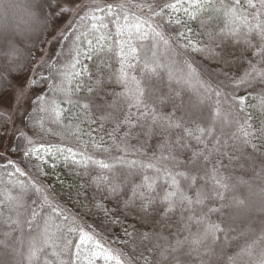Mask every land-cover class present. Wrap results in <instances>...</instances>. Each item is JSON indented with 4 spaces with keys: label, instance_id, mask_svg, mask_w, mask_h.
Here are the masks:
<instances>
[{
    "label": "snow or ice",
    "instance_id": "snow-or-ice-1",
    "mask_svg": "<svg viewBox=\"0 0 264 264\" xmlns=\"http://www.w3.org/2000/svg\"><path fill=\"white\" fill-rule=\"evenodd\" d=\"M129 3L142 12L145 10L151 12L152 17L159 18L160 21L166 22L169 26L178 25L185 30L177 31L173 38L170 34L165 33L163 23L153 26L151 17L142 19L139 16H134L135 22L129 23V11L124 4L118 6L109 4L106 9H90L84 16L80 17L81 26L89 20L100 21L101 23L99 25L95 22L92 23L89 31L100 33L101 28L108 29V23L103 22L105 17H98L95 14L97 11L104 12L105 10H107L109 17H112L110 22L116 25L117 36H122L125 29L128 30L129 40L119 42L115 52L119 67L106 77L108 81L114 80L116 84L120 85L122 91L111 93L112 98L105 105H94V97L91 94L99 95V90L105 82L104 78L98 76L93 81V74L88 72L87 68H83L82 72H87L88 79L92 81L85 84L78 79L80 73L74 70L81 64V56L91 60L94 53L99 55L105 51L112 52L113 49L111 46L105 47L104 44L100 43L110 39L106 34L100 33L97 38L99 47L94 49L93 41L87 39L88 33L81 32L80 35L76 36L72 47L66 53H61L67 59L63 63V71L58 73L60 81L59 83L48 84L49 91L53 93V96L37 94L35 111L44 115L37 118L34 113L30 117V119L35 120L33 127H38L41 131H51L50 128L46 127V122L50 121L61 127V131L57 132L56 135L63 138L65 134H68L79 140L82 135H90V133L83 131L80 123L85 121L89 124L97 123L96 119L92 118V109L97 107L110 109L100 117L101 121L116 120L117 114L123 111L125 113L124 118L117 127L129 125L143 129L146 126L145 123H141L143 120L147 124L145 135H151L156 127L166 132L175 131V139L171 137L166 139L161 145L160 154L153 153L147 161L126 160V148H120L119 150L124 155L107 156L105 159H93L91 155L81 152L79 155L83 159L79 162L90 161L98 166L101 172L95 180L98 189L103 186L109 193L118 194L128 188L130 196L123 201V205L125 208H138L143 213L141 219L145 222L150 216V209L157 202L156 196L153 195L157 193V182H163V186L166 187H164V194L159 200L166 206L163 215L168 217L177 209L181 212V226L177 229L176 239L173 243L163 232L140 234L142 240L155 239L157 241L156 247L162 249L160 256L163 260H168L171 256L175 264H181L179 257L175 254L184 251V255L189 258L195 255L199 264H264V221H262L258 236L255 229L248 228L230 238L228 233L236 231L234 228L230 225L227 228L222 227L221 223L211 220L212 214L223 216L226 209L238 210L235 213L229 212L227 214V219L231 221L240 218L242 214L245 216L252 212L264 214V187H261L262 195L259 202H256L251 199L252 184L249 180L240 176L236 178L235 183L229 184L228 181L231 178L221 173L222 168L231 166L234 160L241 157L252 161L250 169L254 171L256 167L255 156L246 154V149L251 148L253 153H257L260 145L264 144V89L255 96L251 92L239 97L235 95V91L241 86L247 90L254 83L264 85V0H176L175 3L163 4L159 7V11L153 10L154 0L152 3L148 0L132 3V0H129ZM114 7H118L123 12V24L120 23L119 18L113 17ZM166 10H171V12L166 13ZM62 11L69 12L71 9L64 7ZM178 11H183L187 20L180 18L174 20L171 13ZM196 20H199V26L202 30L198 33H194L189 26L190 21ZM217 22H222L223 26L214 27ZM145 26H147V30H145ZM149 32L152 33L151 37H149ZM188 33H193V36L197 38L195 43L192 42V37H189ZM133 34H138L137 39L141 41L139 46L132 43ZM81 36L87 40L90 49L87 53L80 50L83 43L80 39ZM221 36H232L238 40H243L247 47L252 50L251 54L254 56V59L247 60L248 66L243 70L242 75L229 77L233 85L232 92L223 91L220 85L214 88L205 78L203 69L194 66L195 61L179 59L181 54L176 51V47L185 50V52L188 49L200 53L212 51V45ZM200 37L206 38L209 42L205 48L198 47L201 42ZM61 38H65L63 33ZM149 39L151 40L150 44L142 43ZM254 40L256 43L253 42ZM181 41H186V43H181ZM227 62L225 61V63ZM40 66L48 68L50 72L56 68L54 64H49L44 60L40 61ZM104 67L110 68L111 65L105 64ZM97 71H101L99 66ZM49 79L50 77L42 76L38 72L35 73L34 78L26 82L27 89L22 88L19 91L17 104L22 105L28 99L29 89L40 85L42 81L47 83ZM165 80L169 86L172 83L182 85L192 92L196 99H190L186 103L181 97V92L176 91L175 99L168 97V99L173 100L172 111L169 113L159 111L157 105L165 103V97L158 94L159 85ZM154 81L156 83H153ZM81 89L90 95L83 101L80 98L74 99L73 97ZM212 95L216 97V101L211 109V115L205 116L200 106L204 104L206 98ZM249 100H254L256 103H247ZM65 105H71V108H65ZM225 105H227V109H225ZM76 108L80 111L74 113L72 109ZM133 109L139 112L135 125L132 124L131 120ZM248 109L253 111H248ZM178 111L182 112V115L177 116ZM241 113L243 116L240 115ZM73 121L77 123L73 124ZM200 121H207V125L205 126ZM190 124L194 127H190ZM217 125H220L219 135H217ZM233 126V131L227 134L224 132L225 127ZM20 136L26 145L25 157H30L40 151L35 147V141L24 131H20ZM109 136L114 139L112 133H109ZM221 137H225L223 142ZM92 142L96 150L101 153L107 154L111 151L110 147L105 146L103 137L98 142ZM192 142H195L197 147H193ZM210 143L211 148L209 147ZM40 148L44 149L49 158L57 153L63 154L65 152L73 158L77 155L71 148L57 147L55 153L51 147L45 148L43 144L40 145ZM227 149H231V152ZM165 150H167V154H165ZM177 151L189 152V158L187 160L181 159L176 154ZM233 153H239V155H233ZM213 154L226 158L229 162L228 166H225L221 159H217L210 169L206 168L205 166L210 163ZM37 159L46 162L40 156H37ZM63 159L67 161L68 156L64 155ZM198 161L201 162L203 174L201 171H191ZM117 165L125 166L129 171L118 172L116 171ZM181 166H183V170H181ZM52 167H55V164ZM9 168L12 171H7ZM36 168L38 174L44 175L39 164L36 165ZM133 169H136L137 172H132ZM0 170H3L4 174L9 177L15 176L17 173L21 176L25 175L12 160H7L5 164L0 165ZM148 170L152 171L151 176L147 174ZM262 174H264V164L260 165V171L256 172V176L264 178ZM133 175L141 177L139 183L132 179ZM198 180L202 183L198 184ZM8 183L11 187L0 189V217L4 215L5 208L10 206L9 210L16 212V218L9 215L3 222L9 224L10 228L11 225L20 227V209L25 208V201L30 192H35L41 194L42 199L36 208L29 207L27 211L31 219H27L26 223L31 228L32 222L40 217L43 220V229L39 234L30 232L27 237L24 236L23 229H21V237L14 242V244L20 245L19 249L10 245L7 239L0 240V247L6 250L0 253V264H17V257H23L26 264H53V261L44 258L43 254L46 248L53 249L51 255L56 258L57 264H74L72 257L79 260L80 245H75L76 250L73 252L71 240H67L59 252L55 250L60 246L53 242L52 236L55 233L50 234V229L55 226L57 231H63L59 225L54 223L58 217L62 216V212L58 211V206L52 204L47 195H43V189L38 187L35 182L25 184L19 179L15 182L9 180ZM244 186L249 190L248 196L237 194L239 189ZM227 192H232L234 195L228 199V202H225ZM216 202H218V206H214ZM32 203L37 204V201H32ZM96 206L103 210L105 215L108 214L109 210L102 203ZM46 208L48 214L45 217L41 213ZM185 213L187 215H184ZM63 220L67 221L68 217L63 216ZM73 225L75 226L67 228L69 233L79 229L75 219H73ZM164 227L171 228L172 225L165 224ZM14 230L11 229L3 235L6 238H11ZM79 231L80 244L91 241L95 245V250L91 252L88 258V264H94V261L100 257H103L105 261L116 260L117 264H124L119 256L112 254L92 235L83 229H79ZM124 232L126 236L132 235L127 228L124 229ZM180 232H186L188 235L181 239L179 238ZM160 241L164 243L161 244ZM221 241L223 242L221 243ZM25 244H27L26 251L23 250ZM229 248L233 251L230 252ZM61 253L67 259L62 258ZM185 264H192L191 259Z\"/></svg>",
    "mask_w": 264,
    "mask_h": 264
},
{
    "label": "trees",
    "instance_id": "trees-1",
    "mask_svg": "<svg viewBox=\"0 0 264 264\" xmlns=\"http://www.w3.org/2000/svg\"><path fill=\"white\" fill-rule=\"evenodd\" d=\"M25 2L27 3V1ZM139 2L140 0H132V3ZM148 2L152 3L153 0H148ZM175 2L176 0H154L153 10L159 11V7L163 4ZM56 3L57 0H39V2H37L34 7H31V11H35L36 13V20L31 24V26L33 29H36V31L31 32V38H29L30 40L27 39V42L21 45L16 40H8V38H4V36L13 34L15 36L23 35L25 27L15 25V21L18 22L19 20L26 22L24 19V15L26 14L24 3L22 0H5V7L12 15L13 22L8 31L1 33L3 35V39L0 37V97H2L9 90L12 80L23 77L31 71V69L34 67L36 59L42 54L54 26L52 13L56 8ZM120 4H124L125 8L129 11V23L135 22L134 16H139L142 19H149L151 17L153 26L163 23V30L166 34H170L173 38L175 37V33L177 31L185 30L178 25H167L166 22L160 21L159 18L152 17V13L148 12L147 10L143 12L140 11L138 8L133 7L132 4L129 3V0H119L117 3H113L111 5L118 6ZM107 5L109 4L106 3L104 6L97 8L106 9ZM90 9H95V7L88 6L87 9L75 19L70 30L66 33L65 38L61 40L58 51L54 59L50 62V64H54L56 66L55 70L50 72L49 69L46 68L45 74L42 75L45 77H50V79L47 83L42 81L40 85L34 87V89L41 92L40 96H53V93L49 91L48 84L59 83L60 81V76L58 73L59 71H63V63L67 59V57L61 55V53H66L68 49L72 47L76 36L80 35L81 32L88 33L87 39H91L93 41L94 49H98L99 47L97 44V38L100 33L106 34L108 37H110V39H106L100 43L104 44L105 47L111 46L113 49L112 52L105 51L99 55L94 53L93 59L91 60L81 56V64L78 65L74 70L75 72L80 73V77L78 79H80L81 82L85 84L91 83L92 81L88 79L87 72H82L83 68H87L88 72L93 74V81L98 76L104 78L105 82L103 87L99 90V95L97 96L95 93L91 94L94 97V105H105L106 102L111 100V93L122 91V87L120 85L116 84L114 80L108 81L106 77L119 67L115 52L117 51L119 42H127L129 40L128 30L125 29L122 36H117L116 25L110 22L112 17H109L107 10H105L104 12L97 11L95 14L98 17H105L103 22L108 23V29L101 28L100 33L89 31L91 29L92 23L95 22L98 25L101 23L100 21L89 20L86 21L83 26H81L80 17L84 16L85 13H87ZM169 12H171V10H166V13ZM171 14L174 20L176 18L187 20V17L183 11H178ZM113 17L119 18L121 24L124 23L123 12L118 7L113 8ZM189 26L192 28L194 33L202 31L199 26V20L190 21ZM222 26V22H217L214 25V27L217 28ZM145 30H147V26H145ZM241 30L243 29L241 28ZM137 35L138 34H133L131 39L133 44L139 46L141 41L137 39ZM188 35L189 37H192V42L195 43L197 38L193 36V33H188ZM151 36L152 33L149 32V37ZM80 39L83 42L81 44L80 50L84 53L89 52L90 49L87 44V40H85L83 36H81ZM199 39L201 42L199 43L198 47L205 48V46L209 44L206 38L200 37ZM150 42L151 40L149 39L143 41L142 43L148 45ZM253 42L256 43L255 40ZM181 43H186V41H181ZM14 45H16V48L13 47ZM176 51L181 54L178 57L179 59H189L195 61L194 66H199L200 69H203L205 78L209 80L212 86L215 88L217 85H220L222 90L225 92L233 91V85L231 84L229 77H237L242 75L243 70L248 66L247 60L254 59V56L251 54L252 50L247 47L243 40H238L232 36L218 37L216 42L212 45V51L200 53L193 52L191 49H188L185 52V50L179 47H176ZM225 61L228 62L225 63ZM105 64L111 65V67H104ZM98 66L100 67L101 71H97ZM221 82L223 83L221 84ZM153 83L156 82L154 81ZM159 88L160 91L158 94L165 97V103L158 104L157 108L163 113H169L172 111L173 100L168 99V97H173L175 99L176 91L181 92V97L186 103L190 99H196L192 92L180 84L172 83L171 86H169V83L165 80L159 85ZM262 89H264V85L260 83H254L252 87L248 88L247 90L241 86L235 91V95L239 97L248 95V93L251 92V94L255 96ZM56 95L59 96V94ZM89 95V93L81 89L73 98H80L83 101V99ZM215 101L216 97L212 95L209 98H206L204 104L200 106L205 116L211 115V109L214 106ZM247 103H256V101L249 100ZM64 107L71 108V105H65ZM224 107L227 109V105ZM36 108L37 99L34 100L32 109L26 118L25 133L35 141V147L40 149V151L38 153H34L30 157H25V141L20 135H18L13 143L10 153L12 156L20 157L22 159L23 166L26 171L25 175L21 176L19 173H17L15 176L9 177L4 174L3 170H0V189L11 187L8 181L11 180L15 182L17 179L24 181L25 184H29V182H35L38 187L43 189V195H47L51 203L58 206V211L62 212V216L58 217L54 223L55 225H59L63 231H57L55 226L50 229V234L55 233V235L52 236L53 242L60 246L55 250L59 252L67 240L72 241L73 252L76 250L75 245H80L79 260H75V257H72L74 264H88V258L90 257L91 252L95 250V245L91 241L80 244L79 229H83V231L87 232L89 235H92L95 240L103 244L104 247L112 254L119 256L120 259L124 261V264H175V261L171 259V256L168 260H163L161 258L160 252L162 249L156 247L157 241L155 239L142 240L140 236V234L144 232H163V234L168 236L169 240L173 243L176 239L177 229L181 226V212L179 209H177L175 213L169 214L168 217L163 215L166 206L159 202L160 197H162L164 194V187H166L163 186V182H157V193L153 194L156 196L157 202L150 209V216L148 221L145 222L141 219L143 213H141L138 208L124 207L123 201L128 199L130 196L128 188H125L123 192L118 194L109 193L103 186L98 189L95 185L97 176L101 174L98 166L91 163L90 161L80 163L79 161H81L83 158L81 155H79V153L85 152L88 155H91L93 159H105L107 156L118 157L124 155V153H122L119 149L126 148V160L138 159L147 161L152 157L153 153L159 155L161 151V145L169 137L175 139L176 132H166L159 127H156L152 131L151 135H145V132L147 131V124L143 120H141V123H145L146 125L143 129L138 126L134 127L129 125H121L117 127L119 122L124 118L125 113L123 111L117 114L116 120L101 121L100 117L105 113V111H110V109L93 107L92 118L96 119L97 123L89 124L87 121L80 123V127L83 129V131L85 133H90V135H82L79 140H77L75 136L68 134H65L63 138H61L60 136L56 135L57 132L61 131V127L51 123L50 121L46 122V127L50 128L51 131H41L38 127H33L35 120L30 119V117L33 116L34 113L37 118L40 115H44L42 113L36 112ZM72 111L75 113L79 112L80 110L76 108L72 109ZM248 111L253 110L248 109ZM176 115L180 116L182 115V112L178 111ZM240 115L243 116V113ZM137 117H139V112H137L136 109H133L131 114L133 125L137 123ZM75 123L77 122L73 121V124ZM200 123L204 124L205 126L207 125V121H200ZM101 124H103V127H101ZM9 125V117L3 113H0V135H2L9 128ZM189 126L194 127V125L191 124ZM219 129L220 125H217V135H219ZM233 130L234 126L224 128V132L226 134ZM109 133H112V137H114V139L110 138ZM101 137H103L105 146L111 148V151L107 154L97 151L93 146L92 141L98 142L100 141ZM224 139L225 137H221L222 142ZM192 143L193 147H197L195 142ZM41 144H43L45 148L51 147L53 153L56 152L57 147H61L65 149L71 148L77 153V155L75 158H73L70 154L65 152L63 154L57 153L55 156L49 158L44 149L40 148ZM229 144H231V141H229ZM117 145H119V148H117ZM211 146L212 145L210 143L209 147L211 148ZM227 151L231 152V149H227ZM262 153H264V144L260 145L259 152L257 153H253L251 148L246 149V154L255 156L256 167L254 171L250 169L252 161L246 160L244 157L234 160L231 166H228L229 162L226 158L217 156L215 154L211 156L210 163L205 167L210 169L212 164L217 159H221L223 164L228 166L221 169L222 175L231 178L229 179L228 183H235L237 177L243 176L244 179L249 180L252 184L251 199L253 201L259 202L262 195L260 189L261 187H264V178L257 177L256 172H259L260 165L264 164V155H261ZM165 154H167V150H165ZM176 154L183 160H187L190 155V153L187 151L183 153L177 151ZM64 155L68 156L67 161L63 159ZM233 155H239V153H233ZM37 156L42 157L46 162L38 160ZM38 164L44 175L37 173L36 165ZM53 164H55V167H52ZM217 167H219V165H217ZM181 170H183V166H181ZM7 171H12V169L9 168ZM116 171L128 172L129 169H127L125 166L117 165ZM131 171L134 173L137 172L136 169ZM191 171H201V162L198 161L197 165L194 166ZM147 174L151 176L152 171L148 170ZM201 174H203L202 171ZM262 176H264V174H262ZM132 179L136 183H139L141 177L139 175H133ZM200 183L202 182L198 180V184ZM206 187H208V185H206ZM237 194L248 196L249 190L246 186H244L239 189ZM225 195V202H228V199L234 195V193L227 192ZM41 199V194L30 192L25 201V208L20 209V227L11 225L10 228L9 224H5L3 222L8 218L9 215H11L13 218H16V212L10 211V206L6 207L4 210V215L0 217V240L7 239L10 245H14L19 249L20 245L14 244V242L21 237V229H23L25 237H27L30 232L33 234L40 233L43 229V220L40 217H37L32 222L31 228H29L26 220L31 219L27 211L29 207L36 208ZM32 201H37V204H33ZM100 203H102L104 207L109 210L107 215H105L103 210L96 206ZM214 206H218V202H216ZM236 211L238 210L226 209L223 216L220 214H212L211 220L221 223L222 227L227 228L230 225L232 228H234L236 231L228 233L230 238L237 236L240 231L246 230L248 228L255 229L256 235L258 236L260 228L262 227V221H264V214L254 215L253 213H250L247 216L242 214L240 218L236 219L235 221L228 220L227 214L229 212L235 213ZM47 214L48 209L46 208L45 211L41 213V215L46 217ZM184 215L187 214L185 213ZM63 216H67L68 220L64 221ZM73 219H75L76 224L79 225V229L76 232L69 233L67 228L69 226H75L73 225ZM165 224H171L172 227L165 228ZM125 228H127L128 232L132 234L131 236L125 235ZM11 229H15L12 232L11 238H6L3 234L10 231ZM193 231H195V228H193ZM186 235H188V233L180 232L179 238L183 239ZM222 242L223 241H221V243ZM160 243L163 244L164 242L160 241ZM26 249L27 244L24 245L23 250L26 251ZM5 251L6 250L4 248L0 247V253ZM52 251V248H46L45 253L43 254L44 258L53 261V264H57L56 258L51 255ZM229 251L231 252L233 250L229 248ZM175 255L179 257L181 264H185V262L189 259H191L192 264H199V260L195 255L189 258L184 255V251L176 253ZM61 256L62 258L67 259L63 253H61ZM17 264H26V261L23 257H17ZM94 264H117V262L116 260L105 261L103 257H100L94 261Z\"/></svg>",
    "mask_w": 264,
    "mask_h": 264
},
{
    "label": "rangeland",
    "instance_id": "rangeland-1",
    "mask_svg": "<svg viewBox=\"0 0 264 264\" xmlns=\"http://www.w3.org/2000/svg\"><path fill=\"white\" fill-rule=\"evenodd\" d=\"M22 1L24 3V8L26 11V14L24 15V19L26 20V22L18 20V22L15 21V25L25 27L23 35L15 36L13 34L4 36V38H8V40H16L21 45L27 42V39L30 40L29 38H31V32L36 31V29H33V27L31 26V24L36 20V13L35 11H31V7H34L37 2H39V0H25L27 1V3L24 0ZM118 1L119 0H57L56 8L52 13L54 26L42 54L36 59L34 67L31 69V71L23 77L12 80L9 90L2 97H0V113L7 115L10 119L9 128L2 135H0V164H5L7 160H12L15 162V165L22 170L23 173L26 172L23 166L22 159L20 157L12 156L10 152L14 141L16 140L18 135H20V131L22 130L25 132L26 118L32 109L34 100L37 99V94L40 95L41 92L34 88L29 89L28 99H26L22 105L17 104V96L22 88L27 89L26 82L33 79L35 73L38 72L41 75L45 74L46 67H41L40 61L44 60L50 64L58 51L60 42L62 40L61 34L63 33L64 36L66 35V33L73 25L75 19L78 18L87 9L88 6H94L95 8H97L104 6L106 3L113 4L117 3ZM64 7L70 8L71 11L63 12L62 9ZM0 37H3L1 33ZM13 47L16 48V45H14ZM252 213L254 215H263L258 212Z\"/></svg>",
    "mask_w": 264,
    "mask_h": 264
},
{
    "label": "clouds",
    "instance_id": "clouds-1",
    "mask_svg": "<svg viewBox=\"0 0 264 264\" xmlns=\"http://www.w3.org/2000/svg\"><path fill=\"white\" fill-rule=\"evenodd\" d=\"M13 22V17L5 7V0H0V33L9 30Z\"/></svg>",
    "mask_w": 264,
    "mask_h": 264
}]
</instances>
